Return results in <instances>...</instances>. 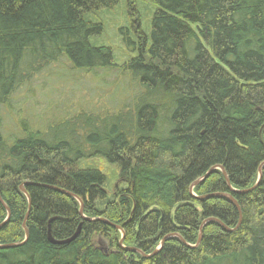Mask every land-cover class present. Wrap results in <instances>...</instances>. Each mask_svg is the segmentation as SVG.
Wrapping results in <instances>:
<instances>
[{"label":"trees","instance_id":"obj_1","mask_svg":"<svg viewBox=\"0 0 264 264\" xmlns=\"http://www.w3.org/2000/svg\"><path fill=\"white\" fill-rule=\"evenodd\" d=\"M134 1L130 27L118 30L134 54L119 65L89 42L103 29L88 18L117 0H0V197L10 212L0 246L22 243L23 224L28 232L0 249V264H264V166L251 190L264 163V0H152L149 34ZM61 61L127 75L132 105L24 124L9 144L1 110ZM97 156L118 169L123 186L110 197L100 171L77 167ZM219 193L236 201L239 224L229 200L197 199ZM6 217L0 204V224ZM102 220L122 230L123 248L149 257L122 250ZM78 229L67 244L49 241Z\"/></svg>","mask_w":264,"mask_h":264},{"label":"rangeland","instance_id":"obj_2","mask_svg":"<svg viewBox=\"0 0 264 264\" xmlns=\"http://www.w3.org/2000/svg\"><path fill=\"white\" fill-rule=\"evenodd\" d=\"M134 5L141 19L139 27L149 34V20L155 11V3L152 0H135ZM88 18L93 23H101L103 29L102 33L89 39L93 46L109 47L115 64L121 65L133 56L118 31L131 25L126 0H117L113 9L101 10ZM134 87L127 75L116 71L77 72L65 61L47 65L14 94L10 101L11 113L1 110V134L10 144L13 138L23 137L20 130L24 124L31 128H45L55 119L87 108L100 112L126 108L132 105ZM77 167L100 171L105 176L104 189L109 197L116 187L123 186L118 181L117 167L102 156L82 158Z\"/></svg>","mask_w":264,"mask_h":264},{"label":"water","instance_id":"obj_3","mask_svg":"<svg viewBox=\"0 0 264 264\" xmlns=\"http://www.w3.org/2000/svg\"><path fill=\"white\" fill-rule=\"evenodd\" d=\"M263 166H264V163H262L261 166L258 168V180H257L256 184L251 188V190L254 189V188L256 187V185L258 184V182H259V180H260V177H261V170H262ZM218 169L221 171L223 177L225 178L226 184L228 185L230 191H232V189H231L230 186H229V182H228V179H227V177H226V174H225L224 170H223L221 167H218ZM210 172H211V170H210L209 172H207V174L204 175L202 178H200V179L196 180L195 182H193L192 185L190 186V191L192 192L193 187L196 186L198 183H200L202 180H204V179L208 176V174H209ZM23 185H25V184H22V186H20V191H21L23 194H25V196L27 197V200H28V204H30V202H29V198H28L26 192H25L24 189H23ZM247 191H249V190H247ZM60 192L63 193V194L69 195V196H71V197H73V198H75V199L77 200V202H78V204H79V215H80L83 219H86V218H84V217L82 216V209H83L82 202H81L76 196H74L73 194H71V193H69V192H65V191H60ZM242 192H246V191H242ZM209 197H221V198H225V199L229 200V201L235 206V208L237 209V212H238V215H239V221H238V224L240 223V218H241L240 209H239V207H238L236 201L232 198V196H230L229 194H220V193H219V194H212V195H208V196H203V197H200V198H197V199L202 200V199H206V198H209ZM0 204L4 207V209L6 210V213H7V217H6L5 221H4L2 224H0V227H2V226L8 221V219H9V217H10V212H9L8 208L6 207V205L3 203L1 197H0ZM86 220H89V219H86ZM89 221H90V220H89ZM102 221H105V220H102ZM105 222H106V221H105ZM216 222H217V221H216ZM106 223H108V222H106ZM204 223H205V222H204ZM204 223H203V225H204ZM217 223H218V222H217ZM108 224H110V223H108ZM219 224H220V223H219ZM110 225H111V226H114V225H112V224H110ZM220 225H221V224H220ZM114 227H115V228L121 233V239L119 240V247H120L122 250L137 252L138 254H140V255L143 256V257H149V256H145L143 253H141V252H139V251H137V250H135V249H125V248H123V247H122V243H123V232H122V230H121L119 227H117V226H114ZM201 227H202V226H201ZM23 230H24V233H25V239H24V241H23L22 243H20V244L1 245V246H0V249H11V248H15V247L20 246L21 244H23V243L26 241L27 237H28V232H27V229L25 228V225H24V224H23ZM200 231H201V230H200ZM78 232H79V229H78V231L76 232V234H74V235H73L70 239H68V240H64V241H54V240H52V239L49 237V241H50L52 244H55V245H64V244H67V243L73 241V240L77 237ZM175 237H177L182 243H184L183 240H182L179 236L175 235ZM200 238H201V232L199 233V239H198V241H197V244L199 243ZM165 239H166V238H164V239L161 241V243H160V247H159L158 249H156L151 255L156 254V253L160 250V248L162 247V244H163V242H164ZM184 244H185V243H184Z\"/></svg>","mask_w":264,"mask_h":264}]
</instances>
